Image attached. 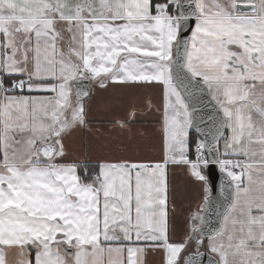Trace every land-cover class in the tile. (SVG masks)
<instances>
[{
	"label": "snow or ice",
	"instance_id": "1",
	"mask_svg": "<svg viewBox=\"0 0 264 264\" xmlns=\"http://www.w3.org/2000/svg\"><path fill=\"white\" fill-rule=\"evenodd\" d=\"M129 83L162 87L164 161L59 162L93 86ZM136 111L114 125L130 130ZM169 164L205 185L179 242ZM13 248L17 264H144L149 249L166 264H264V0H0V264Z\"/></svg>",
	"mask_w": 264,
	"mask_h": 264
},
{
	"label": "crops",
	"instance_id": "2",
	"mask_svg": "<svg viewBox=\"0 0 264 264\" xmlns=\"http://www.w3.org/2000/svg\"><path fill=\"white\" fill-rule=\"evenodd\" d=\"M87 127L71 132L65 140L66 155L59 162L92 166L105 160L142 163H162L166 155V139L163 124L162 87L156 84L109 85L106 90L93 86V94L87 102ZM136 116L129 125L130 130L121 129L114 121L127 117L131 108ZM192 129L189 130L191 143ZM206 175L205 169L202 170ZM168 183V222L170 241L179 242L188 231L190 214L203 203L205 185L197 181L187 165L169 164L166 169ZM207 188L210 182L207 178ZM204 248H201L203 250ZM18 249L8 250L16 264ZM126 255V254H125ZM184 256V254H181ZM144 264H166V253L162 249H149L142 257Z\"/></svg>",
	"mask_w": 264,
	"mask_h": 264
},
{
	"label": "water",
	"instance_id": "3",
	"mask_svg": "<svg viewBox=\"0 0 264 264\" xmlns=\"http://www.w3.org/2000/svg\"><path fill=\"white\" fill-rule=\"evenodd\" d=\"M242 8H246V4L241 3ZM190 35V33H188ZM209 98L205 96L204 105H201L204 113H207L211 110V105L208 103ZM205 119H207L205 115ZM206 125L201 123L199 127H193L192 130L194 133L201 138V130L205 129ZM207 178L210 182V198L216 201L217 203H223L225 196L227 195V185H226V175L221 172L217 165L210 164L206 169ZM219 218L213 214L211 216V226L216 227L218 225ZM202 252L207 253V250H201ZM202 264H209V256L206 254L202 258Z\"/></svg>",
	"mask_w": 264,
	"mask_h": 264
},
{
	"label": "trees",
	"instance_id": "4",
	"mask_svg": "<svg viewBox=\"0 0 264 264\" xmlns=\"http://www.w3.org/2000/svg\"><path fill=\"white\" fill-rule=\"evenodd\" d=\"M192 133H191V135H192V139H191V142L192 141H195V140H197L198 139V135L196 134V133H194L193 131H191ZM82 167V169H81V172H83V170L84 169H87L88 171H92V166H88V167H86V166H84V165H81ZM80 168V167H79Z\"/></svg>",
	"mask_w": 264,
	"mask_h": 264
},
{
	"label": "rangeland",
	"instance_id": "5",
	"mask_svg": "<svg viewBox=\"0 0 264 264\" xmlns=\"http://www.w3.org/2000/svg\"><path fill=\"white\" fill-rule=\"evenodd\" d=\"M9 257H10V260H11V264H16L15 260L13 259V254L12 255H9Z\"/></svg>",
	"mask_w": 264,
	"mask_h": 264
},
{
	"label": "built area",
	"instance_id": "6",
	"mask_svg": "<svg viewBox=\"0 0 264 264\" xmlns=\"http://www.w3.org/2000/svg\"><path fill=\"white\" fill-rule=\"evenodd\" d=\"M189 155H190V157H191L192 159H195V155H194L193 152L190 151Z\"/></svg>",
	"mask_w": 264,
	"mask_h": 264
}]
</instances>
